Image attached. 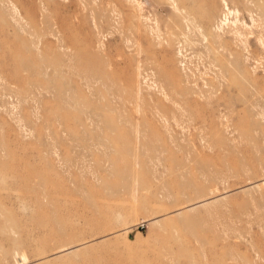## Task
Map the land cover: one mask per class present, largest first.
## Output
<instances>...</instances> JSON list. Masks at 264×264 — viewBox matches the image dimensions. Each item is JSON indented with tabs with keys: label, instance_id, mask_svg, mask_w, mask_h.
<instances>
[{
	"label": "rangeland",
	"instance_id": "1",
	"mask_svg": "<svg viewBox=\"0 0 264 264\" xmlns=\"http://www.w3.org/2000/svg\"><path fill=\"white\" fill-rule=\"evenodd\" d=\"M227 2L0 0V264H264V0Z\"/></svg>",
	"mask_w": 264,
	"mask_h": 264
},
{
	"label": "bare ground",
	"instance_id": "2",
	"mask_svg": "<svg viewBox=\"0 0 264 264\" xmlns=\"http://www.w3.org/2000/svg\"><path fill=\"white\" fill-rule=\"evenodd\" d=\"M172 1H174V0H172ZM223 3H224V8L226 9H224L223 10V13H224V16H225V18L223 19V20H221L222 22H223V24L227 21L226 19H228V14L230 13V14H232V12H234L233 11V9H231V7L228 5V2H227V0H223ZM140 5H141V3H139ZM176 5V4H175ZM184 11V10H183ZM238 15V14H237ZM221 19V18H220ZM225 21V22H224ZM233 23H236V21H237V19H236V17H234V20H231ZM253 22V21H252ZM221 24V23H220ZM222 24V25H223ZM247 25V24H246ZM221 27H223V26H221ZM235 27H236V25H235ZM254 27V26H253ZM224 28V27H223ZM245 28V27H244ZM222 30V29H221ZM243 36V35H242ZM182 50V49H181ZM180 51V50H179ZM263 183H264V180H263ZM24 254V253H23ZM23 257H25V256H23ZM27 258V257H26ZM24 260H26V259H24ZM25 262V261H24ZM27 262V261H26Z\"/></svg>",
	"mask_w": 264,
	"mask_h": 264
}]
</instances>
